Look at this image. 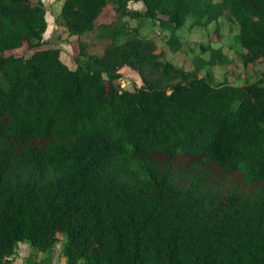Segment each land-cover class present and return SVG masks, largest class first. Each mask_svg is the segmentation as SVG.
Listing matches in <instances>:
<instances>
[{"label": "trees", "instance_id": "16d2710c", "mask_svg": "<svg viewBox=\"0 0 264 264\" xmlns=\"http://www.w3.org/2000/svg\"><path fill=\"white\" fill-rule=\"evenodd\" d=\"M127 1L62 0L67 33L103 45L79 41L69 67L40 1L0 0V264L20 241L42 253L23 264H53L59 240L62 264H264V78L214 81L227 58L208 44L177 67L122 19L156 18L174 49L188 16L223 15L245 65L264 58V0ZM125 65L149 76L126 88Z\"/></svg>", "mask_w": 264, "mask_h": 264}, {"label": "rangeland", "instance_id": "374dc122", "mask_svg": "<svg viewBox=\"0 0 264 264\" xmlns=\"http://www.w3.org/2000/svg\"><path fill=\"white\" fill-rule=\"evenodd\" d=\"M30 1L32 3L40 1L42 3L46 23L42 32V39L45 44L60 48V59L67 66L74 67L75 65L74 57L78 52L79 41L84 52L88 54H99L102 51L103 45L93 32L86 33L80 38L67 33L58 16L62 0ZM127 7L141 11L143 4L140 1L129 0L127 1ZM112 16V8L105 7L98 16L96 23L108 21ZM122 19L126 25L136 26L139 35L153 38L156 44L155 52L159 58L177 67L191 69L196 57L206 59L209 51L203 49L202 45L208 44L211 47L220 48L227 58V61L217 62L209 66L214 81L240 84L245 81L255 80L260 76L264 78V58L245 65L239 60L237 53L240 48L234 38L237 32V25L223 15H220L214 21L201 25L192 23V17L188 16L181 26L175 30L174 36L177 42L174 49H171L170 46L172 45L166 41L169 34L168 30L161 27L156 18L123 15ZM26 50L27 44L24 42L19 47L8 50V52L19 55L25 53ZM205 68L200 70L201 74L204 73ZM121 70L122 74L119 78V83L126 88L139 83L141 76H149L144 69L136 65H125ZM154 74L156 75L157 73ZM60 246L61 241L59 240L52 249L53 264H62L64 261V257L60 254ZM28 255L38 258L42 253L35 250L28 242L20 241L15 247L10 264H23Z\"/></svg>", "mask_w": 264, "mask_h": 264}]
</instances>
